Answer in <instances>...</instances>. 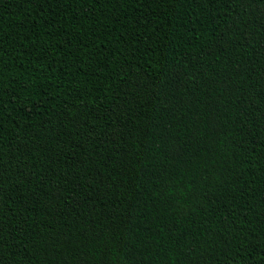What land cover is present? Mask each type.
<instances>
[{"label":"trees","instance_id":"1","mask_svg":"<svg viewBox=\"0 0 264 264\" xmlns=\"http://www.w3.org/2000/svg\"><path fill=\"white\" fill-rule=\"evenodd\" d=\"M0 264H264V0H0Z\"/></svg>","mask_w":264,"mask_h":264}]
</instances>
